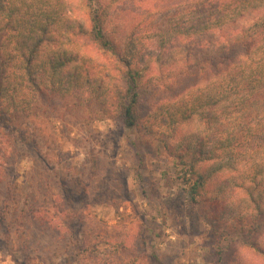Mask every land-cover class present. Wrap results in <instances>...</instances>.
<instances>
[{
  "label": "rangeland",
  "instance_id": "374dc122",
  "mask_svg": "<svg viewBox=\"0 0 264 264\" xmlns=\"http://www.w3.org/2000/svg\"><path fill=\"white\" fill-rule=\"evenodd\" d=\"M99 3L108 8L110 38L137 36L145 52L166 54L153 36L169 15L164 0ZM83 52L99 69L112 58ZM157 60L135 65L144 124L159 118L155 104L167 96H153ZM110 73L109 89L122 83L118 71ZM96 88L38 90L29 110L0 120V264H264L246 244L264 235L248 231V218L233 217L246 212L243 198L224 204L216 193L238 171L213 175L194 201L191 177L156 134L126 127L114 100Z\"/></svg>",
  "mask_w": 264,
  "mask_h": 264
},
{
  "label": "trees",
  "instance_id": "16d2710c",
  "mask_svg": "<svg viewBox=\"0 0 264 264\" xmlns=\"http://www.w3.org/2000/svg\"><path fill=\"white\" fill-rule=\"evenodd\" d=\"M99 1L0 0V120L29 110L38 90L97 87L126 127L156 134L179 161L194 201L213 175L238 171L216 193L224 204L243 198L246 212L233 217L248 218V231L264 235V0H164L169 15L153 36L166 54L145 52L137 36L110 38L108 8ZM88 48L110 62L100 69L88 63ZM154 56L161 69L153 96H167L155 104L163 108L159 118L144 124L135 65L149 67ZM111 70L122 83L109 89ZM186 128L190 133L180 135ZM199 163L208 166L198 171ZM246 240L264 257L262 240Z\"/></svg>",
  "mask_w": 264,
  "mask_h": 264
}]
</instances>
